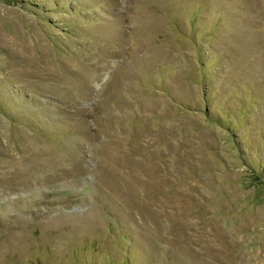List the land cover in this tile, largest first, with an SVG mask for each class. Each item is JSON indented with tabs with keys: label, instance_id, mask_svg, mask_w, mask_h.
Masks as SVG:
<instances>
[{
	"label": "rangeland",
	"instance_id": "rangeland-1",
	"mask_svg": "<svg viewBox=\"0 0 264 264\" xmlns=\"http://www.w3.org/2000/svg\"><path fill=\"white\" fill-rule=\"evenodd\" d=\"M0 264H264V0H0Z\"/></svg>",
	"mask_w": 264,
	"mask_h": 264
}]
</instances>
